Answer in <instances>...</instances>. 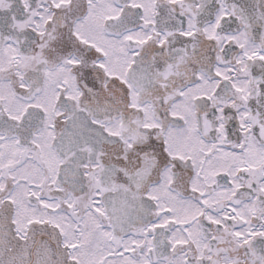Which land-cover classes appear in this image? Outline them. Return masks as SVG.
Instances as JSON below:
<instances>
[{
  "label": "snow or ice",
  "instance_id": "obj_1",
  "mask_svg": "<svg viewBox=\"0 0 264 264\" xmlns=\"http://www.w3.org/2000/svg\"><path fill=\"white\" fill-rule=\"evenodd\" d=\"M0 264H264V0H0Z\"/></svg>",
  "mask_w": 264,
  "mask_h": 264
}]
</instances>
